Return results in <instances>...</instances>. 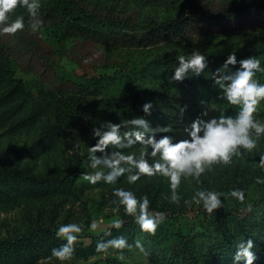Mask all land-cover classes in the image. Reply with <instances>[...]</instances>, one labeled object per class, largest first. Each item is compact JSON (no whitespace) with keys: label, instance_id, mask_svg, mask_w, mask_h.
<instances>
[{"label":"trees","instance_id":"1","mask_svg":"<svg viewBox=\"0 0 264 264\" xmlns=\"http://www.w3.org/2000/svg\"><path fill=\"white\" fill-rule=\"evenodd\" d=\"M130 1L152 5L165 0ZM20 15L25 18L24 29L15 34L0 32V55L8 54L9 48L15 50L22 59L19 63L21 71L37 74L42 83L49 84L58 94H100L122 80L125 69L115 57V51L145 49L170 40L193 41L245 31L255 34V37L241 47L201 52L208 59L205 71L220 67L230 53H235L237 61L250 56L264 61V0H188L186 13L161 22L143 20L132 8L115 9L88 0H51L49 5L40 7L35 18L29 17L26 9L18 6L11 16L15 19ZM33 24L37 26L35 31L31 27ZM192 51L162 54L147 66L136 68L138 74L146 72L151 77L150 87L144 91L141 89L140 93L156 99V104L148 115L142 111L143 105L134 104L127 119L142 116L153 127L172 125V133L158 136L171 135L176 142L187 138L183 128L204 110H210L216 116L236 114L237 107L220 99L218 89L203 74L181 82L170 81L174 66L178 64L177 57ZM74 52H77L76 57L70 55ZM63 57L70 62L88 63L90 67H102L113 72L76 82L59 75V60ZM237 67L239 64L230 66L233 70ZM255 78L264 84V75L258 72ZM21 92L22 89L16 87L10 95L17 96ZM181 109H184L182 114ZM254 116L259 120L264 118V101L257 106ZM136 147L140 146L133 148ZM0 164H4L1 158ZM5 170L24 183L38 186L53 184L63 192L74 189L79 177L77 174L72 177H33L6 167ZM142 195L149 197L153 214L164 213L165 218L154 235H142L133 218L125 215L122 209L119 218L125 223L120 229L111 226L108 231L112 236L104 233L88 236L90 241L87 245L74 244L73 255L88 258L100 253L96 251L98 240L123 234L129 244H135L136 240L144 244L152 264H232L236 243L241 238H251L258 257L254 264H264V196L249 203L222 207L213 214L200 208L193 225L182 229L176 225L182 214L175 208L160 206L146 192ZM62 243L65 241L56 238L54 230L34 228L26 235L0 240V264H35L47 253V248L59 247ZM111 264L120 263L114 261Z\"/></svg>","mask_w":264,"mask_h":264},{"label":"rangeland","instance_id":"2","mask_svg":"<svg viewBox=\"0 0 264 264\" xmlns=\"http://www.w3.org/2000/svg\"><path fill=\"white\" fill-rule=\"evenodd\" d=\"M50 1L40 0L41 6L49 5ZM88 1L115 9L132 8L141 19L155 22L180 16L186 13L188 6V0H165L152 5H140L130 0ZM254 37L255 34L240 31L201 40H170L145 49L115 51V57L125 69L122 80L100 94H58L49 84L42 83L37 74L21 71L19 63L22 59L15 50L9 48L8 54L0 55V158L4 163L0 164V240L26 235L37 227L56 231L61 224L79 223L83 231L78 234L75 244L87 245L90 241L88 236L107 232L112 221L119 218L123 208L118 213H113L112 209L118 206L113 203V190L120 187L133 191L137 197L146 192L160 206L175 208L182 214L176 223L182 229L193 225L197 212L202 208L192 200L198 189L244 191L243 201L222 197L223 207L249 203L264 196V183H256L257 177H264V166L259 162L264 154V136L251 152L241 149L244 154L234 155L230 163L213 164L198 179L182 177L175 189L178 202L171 200L168 178L159 174L151 177L142 175L132 184L128 183L126 176L120 177L115 184L99 181L95 185L83 178L84 173L92 171L87 167L88 148L97 139L91 135L92 128L103 122L126 120L134 104L140 106L149 101L153 106L156 104V99L140 93L141 89L144 91L150 87L151 77L146 72L138 74L136 68L147 66L162 54L234 49ZM70 55L76 57L77 52ZM261 63L264 66V61ZM59 65V75L76 82L113 72L102 67H90L88 63L70 62L64 57L59 60ZM259 73L264 75V72ZM16 87L22 89L21 94L11 96L10 92ZM213 116L216 114L208 110V117L204 118ZM260 121L264 123V118ZM130 151H135L138 156L140 147ZM147 158L150 163L154 159ZM5 167L33 177H72L75 174L79 177L74 189L63 192L53 184L38 186L24 183L9 175ZM101 219L103 223H99L95 230L89 227L92 221ZM51 249L47 248V253L35 264L50 255ZM115 253L109 250L107 255L97 253L88 258L73 255L64 262L53 258L47 264H111L114 261L120 264H152L147 255L135 248V244L123 250V260Z\"/></svg>","mask_w":264,"mask_h":264},{"label":"clouds","instance_id":"3","mask_svg":"<svg viewBox=\"0 0 264 264\" xmlns=\"http://www.w3.org/2000/svg\"><path fill=\"white\" fill-rule=\"evenodd\" d=\"M26 9L29 17H37L41 3L40 0H0V32L15 34L25 27L23 15L12 19L11 13L17 7ZM36 30V24L32 26ZM178 64L174 66L170 81L181 82L186 78L199 77L201 74L210 79L218 89L219 98L229 105L236 106L237 112L232 115H219L208 117V110L202 111L199 117L183 128L187 138L173 142L171 135L174 131L172 125H157L153 127L142 116L120 121L119 123L103 122L94 126L91 135L96 143L88 148L87 167L92 171L83 174L84 180L95 185L99 181L105 184H115L126 173L129 184L135 183L142 175L148 177L161 175L168 178L172 189L171 200L179 201L175 189L179 186L182 177L199 178L213 164L231 162L234 155L239 156L247 150L251 152L257 146V141L264 136V123L254 113L257 106L264 101V84L255 78L258 72H264V66L259 59L248 57L237 61L235 53H230L223 64L214 71L206 72L208 59L199 50L187 55L177 57ZM239 64L233 70L230 66ZM203 103V101H202ZM152 103L146 102L142 111L148 115ZM184 109H181V114ZM139 145L137 156L135 151H126ZM99 153L100 155H96ZM147 157L154 158L150 163ZM260 164L264 166V154L260 156ZM135 169L134 172L132 170ZM256 183H264V177H257ZM115 197L113 203L118 205L112 209L118 213L121 208L125 215L133 218L138 225L140 233L154 235L158 226L164 220V213L153 214L150 210V200L147 195L137 197L131 191L122 187L113 190ZM236 198L243 201L244 191L232 189L220 192L209 189H198L192 200L200 205L208 214L223 207L221 198ZM103 220L92 221L89 227L95 230ZM125 223L123 219L116 218L112 227L120 229ZM83 231L79 223L61 224L55 231L59 240L65 241L59 247L51 249L50 255L38 261V264H47L55 258L57 261H68L75 252L74 244L79 239L78 234ZM105 236H112L111 231ZM127 238L121 234L111 239H100L96 243V251L108 254L109 249L123 250L132 248ZM135 248L140 253L148 255V251L140 240L135 241ZM255 244L251 238H241L235 245L232 264H254L258 259L253 250ZM119 259H124L123 251L115 253Z\"/></svg>","mask_w":264,"mask_h":264}]
</instances>
